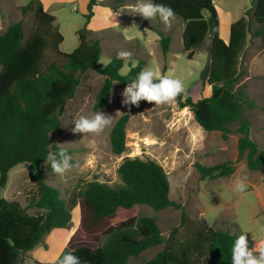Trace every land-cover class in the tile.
<instances>
[{
    "label": "trees",
    "instance_id": "16d2710c",
    "mask_svg": "<svg viewBox=\"0 0 264 264\" xmlns=\"http://www.w3.org/2000/svg\"><path fill=\"white\" fill-rule=\"evenodd\" d=\"M118 1L102 3L112 5ZM153 2L172 7L184 23L182 44L188 58L206 36L210 39L208 62L200 78L210 85L211 93L194 100L181 92L175 98L177 106L188 107L204 131H218L223 139L236 133L237 151L245 156L246 167L253 171L261 169L264 148L251 137V123L245 116V108L254 103L245 85L236 84L241 76L240 56L250 31L264 46V0H253L244 15L231 22L228 42L219 36L213 0ZM97 3L98 0L88 1L85 25ZM19 8L23 15L32 13L31 29L26 32L23 21L19 20L11 22L0 33V190L6 185L10 169L27 163L35 182V191L27 206L35 208L37 213L28 215L17 202L0 195V264H21V254L43 244V237L53 229L64 231L65 238L68 237L72 231L67 229L71 211L76 205L80 210V224L72 238L90 236L95 242V245L83 244L67 251L78 256L81 264H127L130 258L139 257L143 251L160 244L163 247L142 264H231V247L238 235L215 228L204 218L190 220L183 207L170 198L167 173L154 159L126 157L117 169L120 184L110 185L96 179L85 181L67 199L61 197L55 186L46 183L42 165L47 154L62 148L52 142L51 135L61 128L60 116L80 83V74L93 70L104 76L92 105L96 111L108 101L113 83L127 85L142 70L144 62L130 66L126 74L120 73L123 60L118 57L100 67L99 42L85 25L77 30L79 44L69 53L62 52L59 44L63 36L54 25L55 16L44 10L40 0H30ZM148 27L159 34V47L165 56L170 36L154 25ZM141 101L134 106L138 108ZM129 116L130 113L121 114L111 127L109 143L114 154L125 150ZM196 167L202 180L234 172L229 161L210 166L196 163ZM137 205H147L155 211L181 208L180 225L190 224L185 236L178 238V227H174L167 238L163 237L156 219L139 214Z\"/></svg>",
    "mask_w": 264,
    "mask_h": 264
},
{
    "label": "rangeland",
    "instance_id": "374dc122",
    "mask_svg": "<svg viewBox=\"0 0 264 264\" xmlns=\"http://www.w3.org/2000/svg\"><path fill=\"white\" fill-rule=\"evenodd\" d=\"M29 1L0 0V33L11 22L19 20L23 21L26 32L31 29L32 13L23 15L19 8ZM252 2L253 0H213L219 20V36L223 40L228 38V20L233 22L244 15ZM70 6L71 4H62L58 15L62 22L60 32L63 36L59 49L65 53L71 52L75 44H78V36L72 24L82 19L81 11L71 10ZM108 16H97L86 25L84 23L91 36L99 42L100 67L118 57V52H129L130 57L122 59L121 74H126L130 66L142 61V70L156 67L162 74L180 76L185 82L184 96L189 95L196 100L210 95V85L204 84L200 78V73L208 62L209 36L205 37L199 47L193 48L194 54L188 58V51L182 44L184 23L178 16L175 15L171 28L158 17L149 21L140 16L127 24L117 23ZM144 22L170 36V47L165 56L159 47V34L147 28ZM255 26L253 23L252 27ZM251 33L252 31L240 56L238 68L241 76L236 85H245V91L254 103L252 107L245 108V116L251 123V137L260 148H264V46ZM47 55L50 56L51 53L47 52ZM103 81L104 76L93 70L80 74V83L60 116L61 128L51 135L52 142L67 149L72 162L77 166L60 175L53 173L44 163L42 169L46 183L55 186L61 197L67 199L85 181L96 179L110 185L120 184L117 169L126 157L154 159L167 173L170 198L183 207L190 220L204 218L215 228L229 230L237 235L247 233L249 247H253L255 240L264 236V167L254 171L246 167L245 156L239 155L237 151V134L231 133L227 139H223L218 131H204L194 120L190 109L178 107L175 99L171 104L158 107L155 101L146 100H142L138 108L134 105L126 106L122 103V92L127 85L117 82L113 83L106 104L94 111L92 105ZM97 112L112 116V124L99 133L72 131L75 119L81 115L92 117ZM123 113H130L125 128V150L121 154H114L110 148L109 133L116 119ZM224 161H229L234 167L232 174L215 179L200 178L196 163L210 166ZM241 177H246L247 188L243 193H236L232 189L236 179ZM34 191L35 182L31 179L28 164L21 163L8 172L6 185L0 190V195L8 201L17 202L28 215H34L37 210L27 206ZM136 211L154 217L165 238L174 227H178L176 236L183 238L186 227L190 225H180L181 208L167 207L155 211L147 205H137ZM71 213V223L67 229L72 228V231L68 237L65 238L64 231L53 229L43 237L44 245L39 244L21 254L19 262L53 264L54 258L61 257L73 248L83 244L95 245L90 236L72 238L80 224L79 206L76 205ZM162 247L163 244H160L147 249L139 257L130 258L127 264H142Z\"/></svg>",
    "mask_w": 264,
    "mask_h": 264
},
{
    "label": "clouds",
    "instance_id": "9594fccd",
    "mask_svg": "<svg viewBox=\"0 0 264 264\" xmlns=\"http://www.w3.org/2000/svg\"><path fill=\"white\" fill-rule=\"evenodd\" d=\"M134 12L151 21L159 18L168 28L172 27L175 18L174 9L163 3H154L153 0H137ZM129 52L117 53L118 58L130 57ZM185 89L184 80L171 73L162 74L159 68L148 67L141 70L127 83L122 92V103L126 106L137 105L141 100L155 101L157 107L166 103L171 104L174 99ZM72 129L76 133H99L112 124V116L97 112L92 117L81 115L73 122ZM45 163L55 174L63 175L77 165L72 162V157L66 149L47 154ZM246 177L237 178L233 191L243 193L247 184ZM53 264H81L80 258L72 252H66L61 257L54 258ZM231 264H264V236L255 240L253 247H249L247 233H241L236 237L231 247Z\"/></svg>",
    "mask_w": 264,
    "mask_h": 264
},
{
    "label": "crops",
    "instance_id": "0c3cea01",
    "mask_svg": "<svg viewBox=\"0 0 264 264\" xmlns=\"http://www.w3.org/2000/svg\"><path fill=\"white\" fill-rule=\"evenodd\" d=\"M88 1L89 0H40V2L43 5L44 10H46L48 13L55 16L54 25L57 26L59 32L61 30V23H62V22H60V20L58 18L59 13H61L59 7L62 4H64V5L71 4V6H70L71 10H80L82 13L81 21L77 20L72 24V26L75 27L74 28L75 33H77V30L80 29L81 27H83V25L85 23L84 22L85 21L84 14L87 11L86 7H87ZM104 1L105 0H98V3L93 6V8H92L93 15L90 18L89 22L92 19L95 20L97 18V16H102V15L108 16L109 15L108 17H112V19L114 21H116L117 23L120 22V23L129 24L133 21L134 18H138L141 16L140 14L134 12V8H135V5L137 3V0H120L118 2L112 3V5L103 4L102 2H104ZM23 5H25V4H23ZM51 9H56V10H51ZM229 20L226 23V26H227V28L229 26V30H230V25H231L232 21H229ZM144 25L147 28H149L147 26V24H145V22H144ZM227 30L225 31L226 33H227ZM222 35H223V33H222ZM228 38H229V34H228ZM228 38L225 40L227 41ZM78 44H79V40H78ZM78 44H75V47ZM263 208H264V205H263Z\"/></svg>",
    "mask_w": 264,
    "mask_h": 264
},
{
    "label": "water",
    "instance_id": "95a60500",
    "mask_svg": "<svg viewBox=\"0 0 264 264\" xmlns=\"http://www.w3.org/2000/svg\"><path fill=\"white\" fill-rule=\"evenodd\" d=\"M228 39H229V38H228ZM226 42H228V40H227Z\"/></svg>",
    "mask_w": 264,
    "mask_h": 264
}]
</instances>
